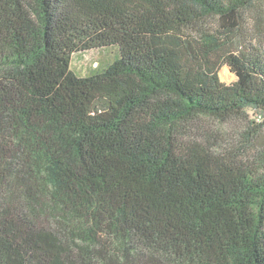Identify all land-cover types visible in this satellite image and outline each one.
<instances>
[{
  "label": "trees",
  "instance_id": "1",
  "mask_svg": "<svg viewBox=\"0 0 264 264\" xmlns=\"http://www.w3.org/2000/svg\"><path fill=\"white\" fill-rule=\"evenodd\" d=\"M0 264H264V0H0Z\"/></svg>",
  "mask_w": 264,
  "mask_h": 264
},
{
  "label": "rangeland",
  "instance_id": "2",
  "mask_svg": "<svg viewBox=\"0 0 264 264\" xmlns=\"http://www.w3.org/2000/svg\"><path fill=\"white\" fill-rule=\"evenodd\" d=\"M250 27V26H248ZM116 49L113 47L92 49L84 52L74 53L71 59V69L78 75L89 74L95 66H100L110 61L115 54ZM221 81L230 83L235 79L234 74L226 65L219 69ZM244 125L239 120H228L224 123L206 120L200 122L198 131L204 129L209 141L213 144L235 143Z\"/></svg>",
  "mask_w": 264,
  "mask_h": 264
}]
</instances>
